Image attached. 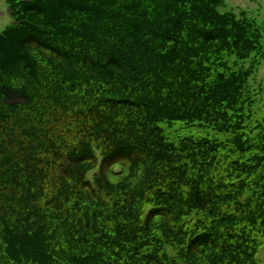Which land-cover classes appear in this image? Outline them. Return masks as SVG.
<instances>
[{"label":"trees","instance_id":"16d2710c","mask_svg":"<svg viewBox=\"0 0 264 264\" xmlns=\"http://www.w3.org/2000/svg\"><path fill=\"white\" fill-rule=\"evenodd\" d=\"M26 8L0 37V264H262L264 23L224 0Z\"/></svg>","mask_w":264,"mask_h":264},{"label":"rangeland","instance_id":"374dc122","mask_svg":"<svg viewBox=\"0 0 264 264\" xmlns=\"http://www.w3.org/2000/svg\"><path fill=\"white\" fill-rule=\"evenodd\" d=\"M10 0H0V31H4L11 23L12 19L5 13L7 3ZM223 12H233L239 18L249 17L251 20H255L260 25L264 23V0H224ZM251 66V63L247 65ZM252 79L253 93L259 94V100L255 106L256 116L262 120L263 126L260 127L257 123L253 125V131L257 133L264 132V59L261 61L259 68L256 70ZM251 134V133H250ZM226 137L221 136L224 140ZM247 154H252L248 152ZM258 261L264 264V248L260 249L257 255Z\"/></svg>","mask_w":264,"mask_h":264}]
</instances>
